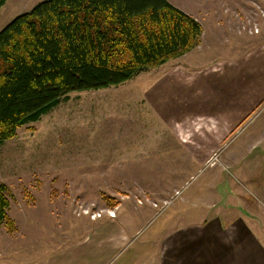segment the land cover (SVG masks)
Wrapping results in <instances>:
<instances>
[{
    "label": "rangeland",
    "instance_id": "1",
    "mask_svg": "<svg viewBox=\"0 0 264 264\" xmlns=\"http://www.w3.org/2000/svg\"><path fill=\"white\" fill-rule=\"evenodd\" d=\"M42 1L5 0L0 31ZM168 1L199 48L71 92L0 145V264H169L183 228L264 218V0Z\"/></svg>",
    "mask_w": 264,
    "mask_h": 264
},
{
    "label": "trees",
    "instance_id": "2",
    "mask_svg": "<svg viewBox=\"0 0 264 264\" xmlns=\"http://www.w3.org/2000/svg\"><path fill=\"white\" fill-rule=\"evenodd\" d=\"M201 35L200 23L168 0L39 2L0 31V145L69 93L158 68L195 49ZM9 209L0 183V227L13 232Z\"/></svg>",
    "mask_w": 264,
    "mask_h": 264
},
{
    "label": "crops",
    "instance_id": "3",
    "mask_svg": "<svg viewBox=\"0 0 264 264\" xmlns=\"http://www.w3.org/2000/svg\"><path fill=\"white\" fill-rule=\"evenodd\" d=\"M199 46L200 43L195 49ZM250 214L256 216L258 213L251 210ZM250 219L255 223L235 220L226 228L210 226L205 234H200V231L186 234L191 228H183V232L173 234L174 239L168 238L163 242V255L166 257L167 252L176 254V259L169 264H264V218L256 216Z\"/></svg>",
    "mask_w": 264,
    "mask_h": 264
},
{
    "label": "built area",
    "instance_id": "4",
    "mask_svg": "<svg viewBox=\"0 0 264 264\" xmlns=\"http://www.w3.org/2000/svg\"><path fill=\"white\" fill-rule=\"evenodd\" d=\"M99 216H100L99 214H92V217H99ZM109 216L113 217L114 213L113 212H109Z\"/></svg>",
    "mask_w": 264,
    "mask_h": 264
}]
</instances>
